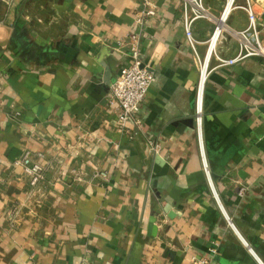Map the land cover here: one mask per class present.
<instances>
[{
    "label": "crops",
    "instance_id": "0c3cea01",
    "mask_svg": "<svg viewBox=\"0 0 264 264\" xmlns=\"http://www.w3.org/2000/svg\"><path fill=\"white\" fill-rule=\"evenodd\" d=\"M251 1L264 43V0ZM224 2L204 0L202 54ZM139 3L0 0V264H264V63L212 62L198 133L181 4L155 0L140 50L157 81L142 126L122 131L109 96ZM244 5L225 30L248 27ZM228 31L223 58L238 53ZM25 152L45 168L30 200Z\"/></svg>",
    "mask_w": 264,
    "mask_h": 264
},
{
    "label": "built area",
    "instance_id": "2783aa9c",
    "mask_svg": "<svg viewBox=\"0 0 264 264\" xmlns=\"http://www.w3.org/2000/svg\"><path fill=\"white\" fill-rule=\"evenodd\" d=\"M181 4L182 27L185 38L192 50L195 63L200 71L199 82L196 88V114L197 131L201 130V115L203 109V97L205 83L211 70L212 62H216V68L233 66L248 58H259L264 63V43L260 38L258 16L255 13L251 0H245L241 9L248 18V27L242 32L222 30L214 40L216 30L224 14L229 1H231L230 12L236 6V0H226L224 10L219 21H216L215 29L210 39L204 44L207 45L203 59L197 52L199 43L193 36V27L200 21H214L212 13L205 6L204 0H175ZM158 12L155 0H140L139 7L135 12L130 32L126 38L128 61L121 67V70L110 89L109 103L115 108V121L117 126L125 131L128 125L141 127L142 122L137 116L140 105L144 102L149 90L156 83L157 77L149 66L145 65L140 50V43L146 23ZM229 12V14H230ZM227 15V18L229 16ZM226 18V20H227ZM226 22V21H225ZM230 33L238 42V53L233 58H223L218 52V45L224 36V32ZM157 147L155 152L157 153ZM16 165L23 169L28 180V199L40 192L41 184L44 181V166L36 161L29 152H25ZM206 170V167H205ZM207 172V171H206ZM101 178H107V174H101ZM78 180H80L78 178ZM38 204L39 201L37 200ZM192 264H212L209 258L195 257Z\"/></svg>",
    "mask_w": 264,
    "mask_h": 264
},
{
    "label": "bare ground",
    "instance_id": "6f19581e",
    "mask_svg": "<svg viewBox=\"0 0 264 264\" xmlns=\"http://www.w3.org/2000/svg\"><path fill=\"white\" fill-rule=\"evenodd\" d=\"M230 6H231V1H229L228 2V4H227V7H226V9H225V11H224V14H223V16H222V19H221V22H222V24L220 25V26H218V28H217V30H216V34H215V37H214V40L217 38V36L219 35V33L222 31V30H225V28H224V22H225V20H226V18H227V15L229 14V12H230ZM225 18V20H223Z\"/></svg>",
    "mask_w": 264,
    "mask_h": 264
},
{
    "label": "rangeland",
    "instance_id": "374dc122",
    "mask_svg": "<svg viewBox=\"0 0 264 264\" xmlns=\"http://www.w3.org/2000/svg\"><path fill=\"white\" fill-rule=\"evenodd\" d=\"M225 4H226V0H225V2H224V7H225ZM223 10H224V9H223ZM222 12H223V11H222ZM223 20H225V18H224ZM214 29H215V27H214ZM214 29H213V31H214ZM212 34H213V32H212ZM212 34H211V35H212ZM210 37H211V36H210ZM210 37H208L205 41H208V40L210 39ZM203 45H204V52H203V54L200 53V51L198 50V46H197V52H198V54H199V56H200L201 59L204 58L205 53H206V49H207V45H205V44H203Z\"/></svg>",
    "mask_w": 264,
    "mask_h": 264
},
{
    "label": "water",
    "instance_id": "95a60500",
    "mask_svg": "<svg viewBox=\"0 0 264 264\" xmlns=\"http://www.w3.org/2000/svg\"><path fill=\"white\" fill-rule=\"evenodd\" d=\"M105 81H106V84H108V85L111 83V80H110V72H109V69L108 68H106ZM157 160H158V162H161L160 158H158Z\"/></svg>",
    "mask_w": 264,
    "mask_h": 264
}]
</instances>
